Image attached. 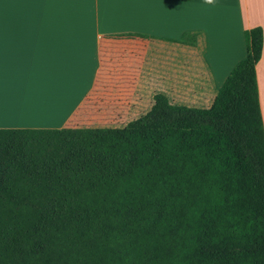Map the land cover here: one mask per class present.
Masks as SVG:
<instances>
[{"label": "trees", "instance_id": "trees-1", "mask_svg": "<svg viewBox=\"0 0 264 264\" xmlns=\"http://www.w3.org/2000/svg\"><path fill=\"white\" fill-rule=\"evenodd\" d=\"M209 108L0 128V264H264L260 26Z\"/></svg>", "mask_w": 264, "mask_h": 264}, {"label": "crops", "instance_id": "crops-1", "mask_svg": "<svg viewBox=\"0 0 264 264\" xmlns=\"http://www.w3.org/2000/svg\"><path fill=\"white\" fill-rule=\"evenodd\" d=\"M264 0H0V128L124 127L155 94L209 108Z\"/></svg>", "mask_w": 264, "mask_h": 264}, {"label": "clouds", "instance_id": "clouds-1", "mask_svg": "<svg viewBox=\"0 0 264 264\" xmlns=\"http://www.w3.org/2000/svg\"><path fill=\"white\" fill-rule=\"evenodd\" d=\"M206 3L211 4L213 3V0H205Z\"/></svg>", "mask_w": 264, "mask_h": 264}]
</instances>
